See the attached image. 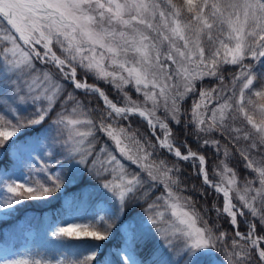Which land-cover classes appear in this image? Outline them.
<instances>
[{
  "label": "snow or ice",
  "instance_id": "obj_1",
  "mask_svg": "<svg viewBox=\"0 0 264 264\" xmlns=\"http://www.w3.org/2000/svg\"><path fill=\"white\" fill-rule=\"evenodd\" d=\"M30 204L0 264H264V0H0V223Z\"/></svg>",
  "mask_w": 264,
  "mask_h": 264
},
{
  "label": "rangeland",
  "instance_id": "obj_2",
  "mask_svg": "<svg viewBox=\"0 0 264 264\" xmlns=\"http://www.w3.org/2000/svg\"><path fill=\"white\" fill-rule=\"evenodd\" d=\"M234 69H230V71H232ZM216 83V81H211V80H206L204 81V86L207 87H211ZM134 128H139V126H134ZM140 129V128H139ZM72 191V190H70ZM36 207V208H34ZM38 207V208H37ZM55 207V205L53 206ZM51 209H49L48 207L44 206V205H37V204H30V205H26L25 207L19 209V212L16 216H14L13 218L9 219L6 223H0V228H7L12 224L17 223L20 220H23L25 217V214L30 213L32 215H34L35 217L41 218L42 221V217L44 215L45 212L50 211ZM36 221H33V226H32V235L28 236L27 233H23L21 234L18 239H17V246H19V243L21 241H24L25 239H27L29 242L37 244V245H45L46 241L43 239L42 234H41V230L36 228ZM9 237H6L2 234H0V245H3L5 243L6 240H8Z\"/></svg>",
  "mask_w": 264,
  "mask_h": 264
},
{
  "label": "trees",
  "instance_id": "obj_3",
  "mask_svg": "<svg viewBox=\"0 0 264 264\" xmlns=\"http://www.w3.org/2000/svg\"><path fill=\"white\" fill-rule=\"evenodd\" d=\"M133 125L134 126H139V128H140V131L141 132H147L148 130H147V128H146V125H144L143 123H141V122H139V120H138V118H137V121H135L134 123H133ZM208 155H211V152H209L208 153ZM216 161H215V159L213 158L211 161H210V164L211 163H215ZM188 171H191V169H187ZM210 171V178H211V169L209 170ZM241 175L243 176V175H247V173H241ZM38 226V225H37ZM39 227V226H38ZM241 231H244L245 229H244V226H241V229H240Z\"/></svg>",
  "mask_w": 264,
  "mask_h": 264
}]
</instances>
